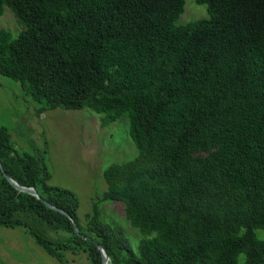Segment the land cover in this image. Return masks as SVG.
Returning <instances> with one entry per match:
<instances>
[{"label": "trees", "instance_id": "1", "mask_svg": "<svg viewBox=\"0 0 264 264\" xmlns=\"http://www.w3.org/2000/svg\"><path fill=\"white\" fill-rule=\"evenodd\" d=\"M208 19L175 22L184 0H0V75L38 103L126 114L136 156L109 165L83 221L40 155L0 126V227H20L58 264H264V0H194ZM22 188L64 211L48 208ZM123 204L134 251L99 204ZM259 231V233H257Z\"/></svg>", "mask_w": 264, "mask_h": 264}, {"label": "rangeland", "instance_id": "2", "mask_svg": "<svg viewBox=\"0 0 264 264\" xmlns=\"http://www.w3.org/2000/svg\"><path fill=\"white\" fill-rule=\"evenodd\" d=\"M205 5L184 0L183 12L176 25L208 19ZM0 29L16 37L20 28L8 8L0 17ZM38 103L25 94L19 82L0 75V126L7 128L15 149L40 155L50 173L49 184L73 192L78 199L80 221L90 212L91 204L105 189L103 171L111 164L136 156V148L128 136L127 115L103 125L104 115L88 109L56 108L36 115ZM100 219L117 227L135 251L139 239L123 216V204L101 202ZM259 233V231H257ZM71 264H88L84 253L67 256ZM0 264H58L48 257L20 227H0Z\"/></svg>", "mask_w": 264, "mask_h": 264}, {"label": "water", "instance_id": "3", "mask_svg": "<svg viewBox=\"0 0 264 264\" xmlns=\"http://www.w3.org/2000/svg\"><path fill=\"white\" fill-rule=\"evenodd\" d=\"M0 170L3 171V170H2V166H1V164H0ZM4 177H5V178H6V179H7V180H8V181H9V182H10V183H11V184L17 189V190L22 191V192H25V193H28V194H30V195L36 197L37 199L41 200V201H42V202H43L48 208H51V209H53V210H55V211H58L59 213H61V214L65 215V216H67L68 218H70V217H69L64 211H62V210H60V209H57V208H55L54 206H52L51 204H49V203H47L46 201L42 200V199L39 197V195L37 194V192H36L35 190L30 189V188H22V187L18 186L15 182H13L11 179H9V178L6 176V174H4ZM70 220H71V222H72V225H73V229H74V231L77 232V226H76L74 220L71 219V218H70ZM96 247H97V249H98L99 252H100V256H101V264H107L108 257H107V254L104 252L102 246H101L100 244L96 243Z\"/></svg>", "mask_w": 264, "mask_h": 264}]
</instances>
